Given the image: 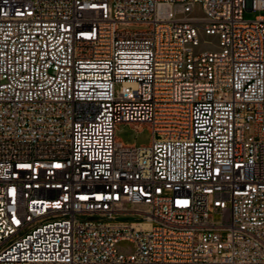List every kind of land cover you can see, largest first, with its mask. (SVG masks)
<instances>
[{"label":"built area","instance_id":"built-area-1","mask_svg":"<svg viewBox=\"0 0 264 264\" xmlns=\"http://www.w3.org/2000/svg\"><path fill=\"white\" fill-rule=\"evenodd\" d=\"M255 10L0 0V264H264Z\"/></svg>","mask_w":264,"mask_h":264},{"label":"rangeland","instance_id":"rangeland-1","mask_svg":"<svg viewBox=\"0 0 264 264\" xmlns=\"http://www.w3.org/2000/svg\"><path fill=\"white\" fill-rule=\"evenodd\" d=\"M259 14L264 16V10L259 11H245L244 17L246 19H254ZM130 28H136V26H132ZM215 39V37H211ZM215 48V47H212ZM116 136L122 139L126 143H135L137 145L140 144H148L152 139V131L147 124H143L141 126L132 125L131 123L121 122L117 125Z\"/></svg>","mask_w":264,"mask_h":264}]
</instances>
